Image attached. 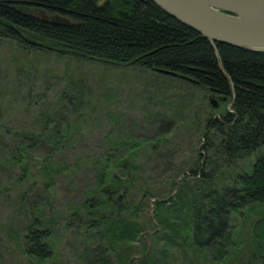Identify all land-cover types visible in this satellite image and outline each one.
<instances>
[{
  "label": "trees",
  "instance_id": "16d2710c",
  "mask_svg": "<svg viewBox=\"0 0 264 264\" xmlns=\"http://www.w3.org/2000/svg\"><path fill=\"white\" fill-rule=\"evenodd\" d=\"M0 39L28 51L172 70L183 76L164 74L218 97L221 110L204 111L203 135L191 159L162 178L167 190L140 183L138 144L126 137L91 158L94 181L67 212L81 229L83 256L91 253L100 264H175L169 247L186 236L193 251L218 263L232 245L230 216L252 208L264 213V50L213 41L220 70L207 38L151 0H0ZM165 133L148 146L156 148ZM63 135L55 126L21 131L7 157L20 163L30 146L26 140L43 137L56 148ZM64 168L57 164L53 170L69 173ZM24 196L18 203L24 207L21 225L10 235L27 264H42L52 251V219ZM256 219L258 264H264V216Z\"/></svg>",
  "mask_w": 264,
  "mask_h": 264
},
{
  "label": "rangeland",
  "instance_id": "374dc122",
  "mask_svg": "<svg viewBox=\"0 0 264 264\" xmlns=\"http://www.w3.org/2000/svg\"><path fill=\"white\" fill-rule=\"evenodd\" d=\"M207 93L173 75L28 51L0 39V264H27L10 235L21 225L22 192L23 200L34 201L43 217L52 219V251L42 264H100L91 253L83 256L81 229L67 216L94 181L91 158L126 137L138 144L134 159L140 165V183L167 190L162 178L175 175L198 147L204 111L216 115L221 110L207 103ZM53 126L65 132L59 147L43 137L31 138L20 163L9 161L19 132L37 133L42 127L47 132ZM160 131L166 132L160 149L149 147L147 142ZM45 154L48 160H43ZM57 164L69 173L54 171ZM262 211L244 209L230 216L232 245L222 261L210 262L203 252L193 251L186 236L169 247V259L175 264H258L256 218L264 216Z\"/></svg>",
  "mask_w": 264,
  "mask_h": 264
},
{
  "label": "water",
  "instance_id": "95a60500",
  "mask_svg": "<svg viewBox=\"0 0 264 264\" xmlns=\"http://www.w3.org/2000/svg\"><path fill=\"white\" fill-rule=\"evenodd\" d=\"M151 1L175 20L204 35L214 50L220 70L222 68L213 41L264 50V0ZM157 70L183 76L168 69ZM219 98L224 99L225 96ZM207 101L211 107H215L218 97L209 92Z\"/></svg>",
  "mask_w": 264,
  "mask_h": 264
}]
</instances>
